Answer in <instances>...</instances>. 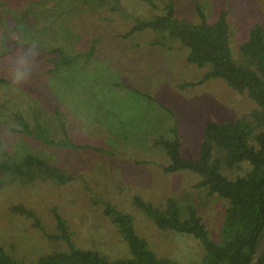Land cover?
<instances>
[{"label":"rangeland","instance_id":"374dc122","mask_svg":"<svg viewBox=\"0 0 264 264\" xmlns=\"http://www.w3.org/2000/svg\"><path fill=\"white\" fill-rule=\"evenodd\" d=\"M41 1L52 7L51 14L34 22L36 0H0V73L11 80L10 85L0 83V139L12 158L42 154L68 177L60 183L37 180L0 187V246L28 263L67 249L63 239L47 237L34 217L12 209L23 204L49 232L60 233L52 210L56 207L78 247L99 250L113 261L128 258L130 246L104 213L110 203L132 215L137 233L157 254L180 264L200 263L205 255L201 241L188 233L161 229L133 198L139 196L159 208L173 199L182 218L188 217V206H194L213 239L220 237L227 201L195 186L202 178L198 173L166 172L163 165L170 162V155L154 140L173 139L177 133L182 155L197 158L206 121H232L258 105L223 78L180 87L181 82L200 79L209 68L191 62L189 48L181 40L164 39L161 44L160 35L149 28L128 38L120 34L138 20L165 14L169 5L178 18L193 22L202 17L197 4L209 22L226 9L232 55L241 60L240 43L256 22L264 21V0H104L103 5L99 0ZM66 7L70 11L62 15ZM24 9L23 21L33 33L39 32L31 34L28 43L43 47L42 52L53 44L71 54L94 50L92 57L54 68L55 60L38 59L40 49L31 51L33 47L21 40L17 44L12 39L18 52L11 50L4 40L5 24L14 22ZM10 34L18 37L15 31ZM23 54L25 62L19 65ZM14 112L24 114L32 126L42 123L50 138L61 143L51 145L8 130L10 123L15 124ZM249 168V163H241L223 166V172L232 178Z\"/></svg>","mask_w":264,"mask_h":264},{"label":"trees","instance_id":"16d2710c","mask_svg":"<svg viewBox=\"0 0 264 264\" xmlns=\"http://www.w3.org/2000/svg\"><path fill=\"white\" fill-rule=\"evenodd\" d=\"M36 2H39V6L32 10L37 16L34 22H38L47 13L51 14L52 8L41 4L46 1ZM83 2L89 3V0ZM103 3L104 0L98 1L99 5ZM117 8L111 7V10L115 11ZM25 10H21L20 14L13 18L14 22L5 24L4 40L11 50L18 52V48L12 44V39L17 44L21 40L22 45L33 47L31 51L40 49L38 59L55 60L54 68L68 64L73 59L86 56V60H89L92 57L90 53L94 50L90 52L82 50L71 54L63 47L53 44L50 50L42 52L43 47L28 43L31 34L36 35L39 32L33 33V29L28 27V22L23 21ZM196 10L202 16L200 22L178 18L173 7L169 5L165 14L152 19L138 20L120 36L128 38L137 31L149 28L160 35L161 44L164 43V39H179L189 48L188 59L191 62L199 67L209 66L200 79L181 82L180 87L200 85L210 78H223L228 86L238 92H246L258 105L250 114L232 121H206L205 136L197 158L182 155L181 140L177 133L173 139L160 136L154 140L155 146L163 147L170 155V162L163 165L166 172L188 169L198 173L202 178L195 186L205 187L209 195H216L227 201L220 237L219 239L211 237L203 217L194 206H188V217L182 218L173 199L168 201L165 208H159L139 196H134L133 200L155 219L161 229L169 228L188 233L201 241L205 247V255L198 264H247L254 257L260 238L264 236V21L256 22L249 29L247 37L239 45L241 60L237 58L235 60L230 46L229 12L221 9L215 20L209 22L205 19V13L199 4L196 5ZM69 11L66 7L62 15ZM11 31H15L18 37L12 36ZM19 56L20 65V62H25L26 56L24 54ZM24 71L29 75L27 68L24 67ZM0 83L10 85L11 80L0 73ZM16 84L19 85L18 81ZM11 117L15 124L10 123L8 130L33 136L51 145L61 143L50 138L47 128L42 123L37 122L32 126L21 112L12 113ZM241 163L250 164L244 175L231 178L223 172V166L233 168ZM66 176L68 177L61 167L49 162L42 154L32 152L21 158H12L3 140L0 139V187L12 182L27 185L37 180L60 183L65 181ZM12 209L34 217V223L47 237L63 239L67 249L45 254L38 260L28 263L0 246V264H180L157 254L148 241L137 233L132 215L110 203L106 204L104 213L112 217L131 251L130 257L115 261L108 259L99 250L78 247L72 239L67 220L56 207L52 210L60 233L49 232L36 213L25 205L16 204ZM258 264H264V253Z\"/></svg>","mask_w":264,"mask_h":264},{"label":"water","instance_id":"95a60500","mask_svg":"<svg viewBox=\"0 0 264 264\" xmlns=\"http://www.w3.org/2000/svg\"><path fill=\"white\" fill-rule=\"evenodd\" d=\"M264 253V236L260 238V243L255 248L254 257L247 264H258Z\"/></svg>","mask_w":264,"mask_h":264}]
</instances>
